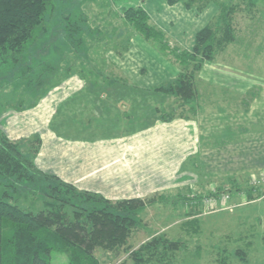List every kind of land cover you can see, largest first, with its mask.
I'll return each mask as SVG.
<instances>
[{"label":"crops","instance_id":"0c3cea01","mask_svg":"<svg viewBox=\"0 0 264 264\" xmlns=\"http://www.w3.org/2000/svg\"><path fill=\"white\" fill-rule=\"evenodd\" d=\"M140 6L182 50L193 49L196 33L220 11L214 1L189 15L194 8L180 0H148ZM150 41L136 33L121 55L109 52L114 55L103 62L98 80L69 73L38 103L14 109L3 132L12 141L39 136L34 159L39 170L110 200L198 191L204 183H237L264 173V93L248 79L231 78L216 60L197 73L196 88L200 73L209 69L206 82L211 98H220L218 105L211 100L201 112L196 108L195 119L176 117L138 128L134 121L139 107L148 110L142 99L149 96L139 95L133 84L150 89L174 80L181 68L169 50ZM233 98L243 105L233 108Z\"/></svg>","mask_w":264,"mask_h":264},{"label":"rangeland","instance_id":"374dc122","mask_svg":"<svg viewBox=\"0 0 264 264\" xmlns=\"http://www.w3.org/2000/svg\"><path fill=\"white\" fill-rule=\"evenodd\" d=\"M147 1L52 0L44 22L25 50L19 54L0 53V134L14 109L38 103L53 84L69 73L78 72L90 80H98L103 62L114 55L109 52L121 55L138 33L127 20L125 10L141 7ZM180 1L192 3L194 9L187 15L195 10L202 11L212 1L218 3L219 8L221 4L232 8L230 18L236 39L225 48L217 49L213 63L220 64L233 79L250 80L258 86V94L264 93V0ZM177 12L178 9H174L172 15L177 16ZM72 23H79V33H72ZM166 37L172 46L178 45V41ZM153 47L161 46L158 42ZM165 54V58L174 60L171 53ZM210 75L209 69L200 73L198 92L190 103L175 96L139 91V95L149 96V99H142L148 105V113L139 107L138 118L133 121L140 125L152 123L165 112L173 113L174 117L195 119L197 114L194 115L193 107L201 112L211 100L215 105L220 100L219 97L211 98V88L206 82ZM233 103V108L243 105L234 98ZM139 105H143L142 101ZM157 110L159 115L156 116ZM153 113L155 116H151ZM252 176H245L237 183H204L198 191L191 190L193 193L186 188L181 192L147 197L155 200L139 210L140 222L129 240L130 247L138 249L153 237L162 236L168 241L179 242L180 247L165 252L163 259L152 264H264V186L253 185ZM214 187L223 188L230 199L218 200L212 207L205 199L210 193H216ZM5 189L0 183V193ZM26 190L28 187L21 188L20 203L36 211L43 208L44 191L25 199ZM54 255L52 264L68 260L67 254ZM95 255L101 264H118L128 258L125 251L115 255L102 248L97 249Z\"/></svg>","mask_w":264,"mask_h":264},{"label":"trees","instance_id":"16d2710c","mask_svg":"<svg viewBox=\"0 0 264 264\" xmlns=\"http://www.w3.org/2000/svg\"><path fill=\"white\" fill-rule=\"evenodd\" d=\"M51 2L0 0V53H22L35 38ZM186 5L192 7L190 2ZM220 7L218 18L196 33L192 50L172 46L164 31L150 22L142 7L125 10L132 27L146 40L159 42L181 66L176 78L170 82L150 89L136 84L131 86L148 94L175 96L187 103L195 100L197 73L206 62L215 60L218 48H225L236 39L230 18L232 8L226 4ZM71 26L72 33H79V23ZM124 89L123 93H129L128 88ZM157 112L156 116L159 115ZM175 118L173 113L165 112L152 123ZM136 123L140 129L152 124ZM40 145L39 136L12 141L5 133L0 134V183L6 188L0 193V264H52L56 253L68 256L67 262L57 264H101L95 255L99 248L115 255L127 252L128 258L118 264H152L163 259L165 252L179 249V242L159 236L133 250L129 240L140 222L138 212L152 203L154 197L110 200L98 193L79 190L36 167L34 159ZM22 187H28L25 199L44 191V207L36 211L22 205L19 201ZM222 189L219 187L210 195L220 196ZM249 194L252 195L250 191Z\"/></svg>","mask_w":264,"mask_h":264},{"label":"built area","instance_id":"2783aa9c","mask_svg":"<svg viewBox=\"0 0 264 264\" xmlns=\"http://www.w3.org/2000/svg\"><path fill=\"white\" fill-rule=\"evenodd\" d=\"M260 176H255L253 175L252 176V184L255 185V186H260V185H263L264 186V173H261L259 174ZM196 197V196H194ZM229 200L230 199V194L229 193H226V192H223L220 196H210V197H207L205 199V202L209 205V206H216L217 205V202L218 200ZM224 201V200H223Z\"/></svg>","mask_w":264,"mask_h":264}]
</instances>
